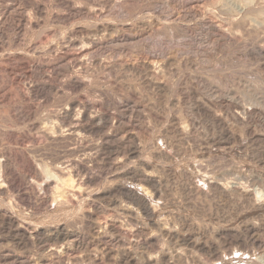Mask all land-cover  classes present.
<instances>
[{"label": "rangeland", "instance_id": "374dc122", "mask_svg": "<svg viewBox=\"0 0 264 264\" xmlns=\"http://www.w3.org/2000/svg\"><path fill=\"white\" fill-rule=\"evenodd\" d=\"M65 1L66 0L63 2L65 3ZM69 1V3H71L73 0ZM107 1L109 3H106ZM118 1L119 0L73 1L77 4L79 3L82 7L84 5L86 7L92 5L94 8H100L104 10L107 16H102V21L100 19L103 26H106L105 29H107V31L105 29V31H103L102 29L100 32L98 31V33H96L98 37H103L105 35L103 37L104 44L98 53H95V56L93 55L94 57L90 56L87 62V70H82L81 75H86V78L91 80L89 81L95 89H93L94 94L92 93L94 99H99L101 95L98 92L103 91L112 100L124 103L128 98L130 99V106L135 102L137 103L139 108L136 113L132 114V121L125 126L124 130L119 132L117 137L119 139H122V137L126 139L127 137L131 141L134 139L135 141L133 140V142L135 144L137 143L136 145H138L141 151V156L139 155V158L134 157L130 160L128 166H135L140 160L148 162V154L157 148L159 144L163 147L165 146L166 150L170 148L168 151L172 153L176 150V154L174 152L175 158L177 157L176 159L172 158L169 162H162V164H168L172 169L177 164L176 166L178 169L176 166L173 169V171L175 170V176H170L169 179V176H166L163 172H160V174L163 173V175L161 174L163 177L159 173L157 174L160 175L159 177L162 180L163 188H166V194L171 190L168 193L170 195L167 194V196H165V200H167L166 203L170 204L172 201V203L175 204H167L164 208V213L170 223L180 225L184 222L187 229L197 235L199 234L202 240H207L211 246H207L205 249H201V251H195L194 249L184 246H182L184 248L177 247V249H182L183 257L182 261L181 259L180 261L178 260L179 262L176 260L174 264H215L216 262H220L223 257L227 259L221 261V264H261L259 263V259L264 250V225L262 221L259 220L260 215L252 210L250 212L247 203L238 196H233L230 200L228 199V201L213 194H211V198L207 200L202 198L197 199L194 195H190L181 190L182 185H180V182L182 184L181 179L183 178L179 177L176 173L181 167L185 168L187 164L191 165L198 162L204 164L206 169L216 177L222 175L230 181H240L242 179L243 183L252 180L258 184V188L264 191V53L257 51V44H264V41H261V37H258L256 31H251L250 33H246L245 30L242 31L243 28L240 20L234 19L231 15V17H229L227 15L228 13L225 12H220L222 15L228 16H225L226 19L222 21L224 27L222 29L218 28L217 25L221 19L219 15H216L219 11L212 4L214 0H121L117 3ZM4 2L7 1L0 0V13ZM42 2L43 13L38 17L34 16V18L39 19V22H42H40L41 29H28L26 33L16 34L18 32V22L14 21L16 20L15 17L11 18V16H9V19H7L8 17L4 16L5 19L3 18L0 20V23L1 21L3 23L0 24V58L6 56L4 58L6 60L8 56L13 54L25 56L20 60L11 58L10 60H6L5 62L7 63L4 62L5 64L2 63V61H0V63L12 67L14 69V75L20 77L21 84L25 83L26 88L28 87L27 84L31 82L30 75L27 74L31 70V63L28 61L34 60V58L42 59V57L43 60L47 61L51 57L50 53L44 50V47H46L44 44L49 42L51 44H57L56 42H59L62 37L64 38L67 36L81 38L85 33H95L94 31L96 28L93 27L94 23L92 21L83 18L69 21L56 19L54 17L56 13L61 15L67 13V4H64L61 0H42ZM120 2L125 4H121ZM120 5L123 7L121 11L117 9V6ZM29 11L21 10V13L26 16V14H29L27 13ZM13 26L15 29L12 28ZM76 26L80 28H74ZM231 29L237 33V38L239 37L235 40L237 42L231 40V37H233L231 36L233 33ZM239 29H242V34ZM75 31L78 33H75ZM41 32L43 36L40 34ZM54 33L55 35H53ZM212 33L213 35H211ZM212 37H216V39L214 40ZM17 38L18 41L15 40ZM22 40L23 42H20ZM19 42V46L21 47L18 46ZM36 44H38V46ZM258 54H262L261 57L260 55L258 56ZM45 57L47 59H45ZM0 60L3 59L1 58ZM163 60L164 62H162ZM8 62L10 65H8ZM49 70L50 69H48V71ZM2 77L1 79L4 81L7 80V77ZM52 91L50 92L52 93ZM13 92L11 91V95L13 96L10 95L8 97L9 99H7L9 100V105L8 102H5L8 106L5 103L4 105H0V147L2 149H7L8 147L9 150L11 149L13 152L18 151V153H20L25 145L31 147L32 144V147L35 149L38 148L39 151L40 149H44L47 150L49 154L51 153V155L53 153L55 154L57 151L56 153L60 152L59 155H61L63 148L60 147L72 146L71 141H66V143L59 142L61 146L59 143L55 142V144L57 143L60 146L57 145V148H55V144H50L49 142L47 144L38 140L40 146L36 143L38 141L35 140L34 142L31 134L34 135L35 132H30V126L28 128L30 123H26L24 120L23 122L25 123H22L21 115L17 109L18 107L16 106L18 113L14 108L18 100ZM47 92V94L46 92L44 93L46 97L43 96V99L38 97L35 99L36 97H32L33 102H38L41 105L43 104V107L40 106L39 108L41 109L39 110L41 112L38 113L40 117H46L48 115L47 113H49L48 110L57 109L58 106H54V104H57L56 101H58L57 105H60V102L61 104L63 103L64 97L66 101L69 97L74 96V94L71 93V96L69 94H67L69 96H61L63 94L60 93L57 95L59 93L57 91H53L54 93L52 94L49 93V91ZM81 94L86 96L84 92H81ZM48 95L51 96L48 98ZM11 98H16L15 103ZM49 99H51V103H49ZM41 101L43 102L40 103ZM201 102L202 104H209V102H212V114L213 112L215 114H226L225 112L230 113L231 111L233 112V110L235 114L237 110L236 107H250L255 112L257 111L258 114H255V116L252 115L250 119L239 122V120L236 121L234 116L231 115L233 114L231 112V114L228 113L225 117L227 119L223 120V123L221 120L220 123L219 121L211 120L210 117V120H207L208 116L204 111L203 114V109L201 107L203 105ZM223 102L226 104L229 103L232 108L225 107V104L223 106ZM197 106H199L200 109H198V111H196ZM7 109H9L8 112H16L15 116L17 114V119L13 113L11 115L9 112L8 116L6 112ZM42 112L45 113L43 114ZM111 112L115 111L111 110ZM190 118L195 119L196 132L191 133L194 134V136L190 134L187 138H180V135L173 129V123L179 122L178 120L187 121ZM7 120H12L11 123L14 121L15 125L12 124V126H9L11 123L10 121L7 122ZM17 120L18 123L16 124L15 122H17ZM6 123L8 124L6 125ZM225 124L226 127L224 128ZM3 125L7 126V129L3 127ZM12 131H14V133ZM16 134H27L30 138L27 142L31 141L26 144V141L24 139L19 140ZM12 135H16L15 138L12 137ZM93 135L94 137L96 136V134H87L88 143H93L95 138L97 141L98 135L95 138ZM8 137H10L11 140ZM17 139L19 143L16 142ZM63 143H65V145ZM20 144L22 146H20ZM72 144H74V142H72ZM54 154L53 156H55ZM177 155L180 156L178 157ZM150 160L149 163H153V160L154 163L158 165L161 164V162L157 163L159 161L155 159H152L151 162ZM16 168H11V174H17V172H19L18 169L15 170ZM107 186H109V181H106L105 184L100 187V193L98 195L102 197L103 200L106 197L101 195H103L104 189ZM12 196L13 194L10 197L16 199L15 193L14 196ZM109 199H105L104 201L99 200L98 197L92 199L95 203L97 202V209H102L98 210L101 214H98V216H100L96 218V220L99 219L100 222L97 221L100 224H103L107 217L115 212V206L109 203L110 201L108 202ZM16 202L18 203V201ZM20 204H22V206H20ZM20 204L19 206L23 211H29L33 208L35 210H40L41 208V206L39 208V206H35L32 203L31 206L27 203ZM70 212L71 211H69V216L67 215L68 211L62 212L63 215L61 219L67 222L68 225L70 221L76 220L74 222L76 226L72 223L73 221L70 222V224L72 223L70 226L79 231L83 229L85 231L88 228V224L86 225V223L89 221L85 218L86 216H83V213L81 215L80 211H74L75 214H73V211L72 214H70ZM102 214L104 217L106 216L105 219ZM40 218L41 217L35 216L33 223L36 224L35 220L38 222ZM248 220L255 222L257 220L259 223L257 229L259 230L252 233L251 237H244V235L241 234V226ZM76 222L80 223L77 224ZM81 222H83V224ZM219 227H224L225 230L231 233V238L219 240V238L215 236L216 229H220ZM257 232L258 234H255ZM8 237L9 236H7V234L5 235L4 232H0V254H11L10 259L13 258L12 260L17 256L26 255V253H29L30 256L33 254V256H31V263L39 264V259L37 258L40 257V253L37 254L36 247H33L32 244L27 246L23 245L22 247L17 246ZM255 237L256 240L254 241L253 238ZM80 254L81 252L77 255ZM82 254L85 255V251H82ZM10 259L7 263L13 264ZM34 260H38V262L36 261V263ZM4 263L0 261V264Z\"/></svg>", "mask_w": 264, "mask_h": 264}, {"label": "bare ground", "instance_id": "6f19581e", "mask_svg": "<svg viewBox=\"0 0 264 264\" xmlns=\"http://www.w3.org/2000/svg\"><path fill=\"white\" fill-rule=\"evenodd\" d=\"M6 1L7 2H4V5H2L0 20L3 18L5 19L4 16H7V19H9V16H11V18L15 17L16 20H14L15 18L13 20L18 22V28L14 24L18 29L16 34H21L23 32L26 33V30L28 29L41 27V21L39 22V19L34 18V16L38 17L43 13V6L41 5L42 0ZM61 1L63 2L64 0ZM73 1L71 3H69V0H66L65 3L63 2L64 4H67V13L62 15L56 13L54 17L58 20L63 19L67 21L77 18L87 19L88 21L90 20L95 25H93V27H96L94 31L95 33H85L81 38L68 37L65 34L67 37H62V39L59 35L61 39L58 38L60 41L58 40L59 42H56L57 44H51L50 42L46 43L47 45L44 44V46H46L44 47V50L47 51V53H50L51 57L49 56L50 58L47 61L43 60V57L42 59L34 58V60L28 61L31 63V70L27 74L30 75L31 82L27 84V88L25 83V86L24 84H21L20 77L14 75V69L12 67L0 63V105H4L5 102L7 103L11 91H15L13 93L17 96L18 101H16L14 108L16 110V106L18 107L17 109L21 115L22 123H25L23 120L26 121V123H30L28 125V128L30 126V132H35L34 135L31 134L34 142L35 140H39L43 143L48 144L49 142L50 144H55V142L66 143V141H71L72 145L60 147L61 144L59 143V146L56 143V147H54L57 148L58 145L60 148H63V150L61 151V155H59L60 152L56 153L57 151L55 154L53 153L55 156H53V154L51 155V153L49 154L47 150L40 149L39 151L38 148H33L32 144L31 147L23 144L25 146L20 153H18V149L15 150L17 152H13V150H9L8 147L7 149H2L0 147V232H4L5 235L7 234V236H9L8 238L17 246L22 247L23 245L27 246L32 244L33 247H36L37 254L40 253V257L37 258L39 259V264H174V261L176 260L177 262H179L180 259L182 261L183 251L182 249H177V247L181 248L184 246L186 248L194 249L195 251H201V249H205L207 246H211V244L205 239L202 240L199 234L197 235L187 229L184 222L180 225L170 223L164 213V208L168 204L166 203L167 200H165V196H167L171 190L169 191L168 189L170 188H168L167 190L169 192L166 194V188H163L162 180L159 176L161 174L163 175V173L166 176H169V179L170 176H175V170L173 171V169L177 164L172 169L168 164H162V162H169L172 158H175L174 152L176 150L172 153L171 151H168L170 149L169 147H167L169 149L166 150L165 146L163 147L159 144L157 145V148L148 154V159H155L156 161H159L157 163L161 162L162 165L159 164V166L154 163L153 160L152 162L154 164L149 163V160L148 162L140 160L137 165L128 166V163H130L129 161L134 157L139 158L141 151L138 145H136L137 143L135 144L133 142L134 139L131 141L127 137L126 139L123 137L122 139H119L117 137L119 132L124 130L125 126L130 124L132 121L131 118L133 117L132 114L136 113L139 107L136 102L130 106V99L128 98L124 103L112 100L103 91H97L101 95L100 98L97 96L99 99L93 98V91L95 89L90 82L91 80L87 79L86 75H81V72L82 70H87L88 59H90V56H95V53H98L104 44L103 37L105 35L103 37H98L96 33H98V31L100 32L102 29L103 31H107V29H105L106 26H103L100 22L102 16L104 17L106 15L104 10L100 8H94L92 5H89L90 7H86L85 5V7H82V5ZM119 1L117 3H119ZM123 2L120 3L122 4ZM106 3L109 2L107 1ZM212 4L219 11H216L218 13H216V15H219L221 19L218 22V28L222 29L224 27L222 21H224L226 17L233 16L234 19L236 18L240 20L243 28V30L241 29L242 31L245 30L246 33L256 31L258 37H261V41H264V0H214ZM117 7L118 10H123L121 5ZM21 10L30 11L27 12L29 14L24 16V14L21 13ZM220 12L228 13V16L222 15ZM12 28H14V26ZM74 28L80 27L76 26ZM231 30L233 32L231 40L235 41L239 37L237 38V33H235L233 29ZM241 30L240 33L242 34ZM77 31H75V33ZM40 34H42V32ZM53 35H55V33ZM211 35H213V33ZM212 38H214V40L216 39V37ZM15 40L18 41V38ZM23 40L20 42H23ZM20 42L18 46L20 45ZM36 45L38 46V44ZM257 45V51L264 53V44ZM254 54L257 55L256 53ZM259 55L260 54H258V56ZM24 57L25 56L13 54L8 56L6 60H10L11 58H17L20 60ZM1 58L3 60L0 61L4 63L6 60L3 57ZM45 59L47 58L45 57ZM162 62H164V60ZM8 65H10L9 62ZM48 69L50 70L48 71ZM1 75L7 77V80L4 81V78ZM1 77L3 79H1ZM52 90L59 92L57 95L61 93L63 94L61 96H65L67 94L70 95L71 93L74 94V96L69 98L66 97L68 98L66 101L65 97L64 99L62 98L65 102L63 101L61 104L59 101L60 105H57L58 101H56L57 104H54V106H58L57 109L53 106L55 110H48L49 113L45 110L48 115L46 117H40L38 113L41 112L39 111L41 109L39 108L40 106L43 107V104L41 105L37 101V103L33 102L32 97H36L35 99H37V97H46V94L48 93L47 91L51 93L50 91ZM53 91L52 93H54ZM45 92L46 94L44 95ZM81 92H84V95L86 96H83ZM49 96L51 95H48V98ZM11 99L15 103L16 98ZM50 100L51 99L48 100L49 103H51ZM42 102L43 101L40 103ZM211 103L202 104L201 102L203 106H199L202 107V112L204 111L208 116L207 120L210 117L211 120L219 122L222 120L223 123V120L227 119L225 117L229 112H225L226 114H215L213 112V115L211 111ZM222 104L223 106L225 104V107L227 108H232L229 103L226 104L223 102ZM199 106L196 107V111H198ZM236 109L235 114L234 110L233 112L231 111L234 115L231 114V112L229 114L234 116L236 121L239 120V122L250 119L252 115L255 116V114H258L257 111L256 113L250 107H236ZM8 110L9 109H7L6 112L9 116V112L11 113V111L8 112ZM111 110L115 112H111ZM15 113H13L14 116ZM15 118L17 119V114ZM9 121L7 120V122ZM178 121L179 122L177 123H173V129L180 135V138H187L191 133L196 132L194 118H190L187 121ZM15 123L17 124L18 120ZM7 124L8 123H6V125ZM12 124H14V121L9 124V126H12ZM3 127H6L7 129V126L3 125ZM225 127L226 124L224 128ZM12 132L14 133V131ZM87 134L98 135L97 141L95 138L96 136L94 137L93 135L95 141L93 143H88ZM16 135L15 136L19 138V140L24 139L26 144L31 141L27 142V140L30 139L28 137L30 134ZM191 135L194 136V134ZM15 136L12 135L14 138ZM19 140L17 139V141H15L19 143ZM39 141L36 143L39 144ZM72 142H74V144H72ZM65 143L63 144L65 145ZM20 146L22 145L20 144ZM11 168H16L15 170L18 169L19 172H17V174H11ZM160 172L163 173L160 174ZM158 173L160 175H157ZM176 174L184 179H181L182 184L180 182V185H182L181 190L190 195H194L197 199H210L211 194L218 195L220 198L227 201L233 196L240 197L247 203L250 212L252 210L260 215L259 220H261L264 225V191L257 187L258 184L256 182L251 180L252 182L246 181L243 183L242 179V181H230L222 175L216 177L206 169L204 164L198 162L191 165L187 164L185 168L181 167ZM106 181H109V186L104 189L103 195L101 196L106 197L104 200L110 198L108 202L110 201L109 203H112V205L115 206V212L110 214L103 224H100L99 219H97L98 222L96 218L100 216H98V214H101L98 210L102 209H97V202L95 203L92 199L94 197H98L99 200L102 199L98 194L100 193V187L104 185ZM14 193L16 199L10 197L12 194L14 196ZM14 200L18 201V203H27L30 206L32 204L39 206V208L41 206V208L40 210H35L33 208L29 211H23L20 208L22 204L19 203V206ZM168 205L175 204L171 201ZM67 211L68 214H66L68 216L69 211H71L70 214H72V211L73 214H75L74 211H80L81 215L83 213V216H86L85 218L89 220H86L88 222L86 223V225L88 224V228L85 231L84 229H80L82 231H79L70 226L72 223L76 226L74 223L76 220H72L73 222L70 221L72 223L70 224L69 222V225L67 222L63 221V219H61L63 215L62 212ZM35 216L41 217L40 221L37 220L39 223L36 222V220V224L33 223ZM249 221L251 220L244 222L241 226V234H243L244 237H251L252 233L259 230L257 229V225L259 224L257 220L256 222ZM81 223L83 224V222ZM216 230L215 236L218 237L219 240H226L232 236L231 233L224 229V227ZM239 232L238 234L240 235ZM255 234H258V232ZM253 240L255 241L256 237L253 238ZM82 251H85V255L82 254ZM80 252L81 254L77 255ZM10 255L8 253L0 254V261H3V263L5 262L4 264H8L7 262L10 259ZM31 256H33V254ZM31 256L29 253H26V255L15 256L16 258L14 260H12V258L10 261L12 260L13 264H32ZM226 259V257H223L221 261ZM259 260V263L264 264V250ZM36 261L38 262V260ZM221 261L216 262L215 264H221Z\"/></svg>", "mask_w": 264, "mask_h": 264}]
</instances>
